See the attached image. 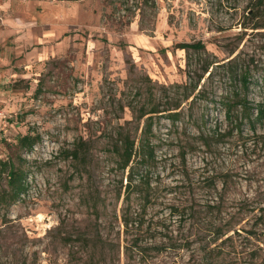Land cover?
Masks as SVG:
<instances>
[{
  "label": "rangeland",
  "instance_id": "374dc122",
  "mask_svg": "<svg viewBox=\"0 0 264 264\" xmlns=\"http://www.w3.org/2000/svg\"><path fill=\"white\" fill-rule=\"evenodd\" d=\"M256 25L264 0H0V264H264ZM125 136L156 147L129 199Z\"/></svg>",
  "mask_w": 264,
  "mask_h": 264
},
{
  "label": "trees",
  "instance_id": "16d2710c",
  "mask_svg": "<svg viewBox=\"0 0 264 264\" xmlns=\"http://www.w3.org/2000/svg\"><path fill=\"white\" fill-rule=\"evenodd\" d=\"M260 10V7H256L255 10H253V13L255 16H259L257 11ZM248 28V26H245ZM264 26L256 25L251 28L257 29ZM192 46L190 43H184L181 44L182 48H187ZM242 82L245 87H248L250 84V77L248 76V73L242 75ZM232 107H228V110H230ZM158 110H153L151 112H157ZM258 112L260 116H264V103L261 105V107L258 108ZM147 112L146 114H148ZM230 113V111H229ZM41 141L40 136L27 133L20 137L19 139V146L26 150L30 151L33 150L35 145ZM121 148L118 147L117 152L119 153L121 157V161H123V168L127 169L129 168V173L127 176V193L126 198L129 199L131 196V193L134 191H141L142 193L147 190L145 188L148 187L151 189V179L148 176V167L150 162L155 157V145L152 144L151 139L147 136L142 137L138 141L132 139L130 136L121 137ZM119 145V144H117ZM73 155H79L78 151H73ZM5 169L9 170V182L13 188L14 195L16 197H20L22 194L26 193L27 183L24 178V171L14 165L12 162H4ZM9 166V168L7 167ZM144 198L147 197V195H144ZM124 223L126 225L127 229H130L134 225L133 223V214L125 213L124 214ZM131 225V226H130Z\"/></svg>",
  "mask_w": 264,
  "mask_h": 264
}]
</instances>
